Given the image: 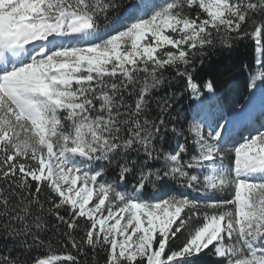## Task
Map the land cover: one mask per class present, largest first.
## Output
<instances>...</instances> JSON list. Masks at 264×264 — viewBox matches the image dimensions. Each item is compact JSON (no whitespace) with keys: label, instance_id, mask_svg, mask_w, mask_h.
I'll use <instances>...</instances> for the list:
<instances>
[{"label":"snow or ice","instance_id":"snow-or-ice-1","mask_svg":"<svg viewBox=\"0 0 264 264\" xmlns=\"http://www.w3.org/2000/svg\"><path fill=\"white\" fill-rule=\"evenodd\" d=\"M119 7L117 0H0V239L42 245L45 216L54 215L78 249L71 231L83 218V243L107 246L106 264H196L206 252L221 264H264V131L235 140L219 122L205 121L207 133L190 124L196 154L185 159V144L174 153L155 146L176 127L163 115H144L167 68L199 97L201 87L212 92L214 84H198L194 66L188 69L206 48L231 49L251 35L261 53L264 0H130L123 20L110 18ZM252 79L264 80V71ZM125 93L135 95L134 105ZM97 161L115 163L121 182L134 173L131 191L98 183ZM193 172L203 174L204 191L229 189L232 198L201 205L165 191L170 181L198 190L201 175ZM149 187L155 195L142 199ZM185 232L173 249L169 242ZM59 260L76 258L33 264ZM0 264L20 262L2 255Z\"/></svg>","mask_w":264,"mask_h":264},{"label":"trees","instance_id":"trees-1","mask_svg":"<svg viewBox=\"0 0 264 264\" xmlns=\"http://www.w3.org/2000/svg\"><path fill=\"white\" fill-rule=\"evenodd\" d=\"M117 3L120 7L109 13L110 18H120L127 9L130 0H117ZM197 11L199 10H191L189 14L195 17ZM245 30L251 33L252 28L249 25ZM262 44H264V38H262ZM255 49L254 38L248 35L242 39H235L231 49L217 43L215 47L206 48L202 56L197 55L188 70L192 71L194 66L193 75L198 84L202 85L206 80H211L214 84L212 92L201 87L199 97L193 96L189 90H186V78L177 76L175 68L169 67L163 71L162 83L151 89L147 96L148 104L144 115L153 120L163 115L168 127L171 128L174 125L177 133L169 132L163 135L162 139H157L155 146L158 150L174 153L178 144H185L188 154L184 158L188 159L196 154L194 134L188 131L190 124L194 125L199 119L207 121L208 116L213 114H216L218 120L226 119L248 98L261 89L264 91V80L253 81L252 79L259 72L264 71V63H257V60H264V50L257 53ZM144 75L143 73L138 74V79L141 82ZM125 101L127 104L134 105L135 95L125 93ZM165 101H167V107L166 111L162 113ZM206 114L207 116H205ZM101 167L103 175L98 178V183L115 184L117 190L121 192L131 191L132 185L136 183L134 173L127 175L126 182H121L115 163L108 164L106 161H97L92 165V168L97 170ZM192 174L201 175V185L196 186L198 190L184 187L177 181H170L165 191L177 196L183 194L189 199L198 201L201 205L223 201L216 192L204 191L202 173L193 172ZM154 195L155 190L149 187L142 199H151ZM47 196V190L40 195L46 209L51 206L47 203ZM58 211L66 219L70 218L66 208L62 207ZM201 211L212 213L213 211H222V209L202 208ZM45 220L46 228L39 233L40 240L43 241L42 245H34L30 238L27 244L23 239L16 241L0 239V256L9 255L18 259L20 264H33V261L39 258L66 255L74 256L75 264H106L107 246L93 248L83 243L87 230V224L83 218H80L78 227L71 231L72 238L80 245L79 249L73 248L71 240L65 235L70 231L66 224L58 223L54 215H46ZM187 235L188 233L185 232L179 239L170 241V246L175 249ZM53 264H72V262L59 260ZM196 264H221V261L212 252H206L201 255Z\"/></svg>","mask_w":264,"mask_h":264},{"label":"rangeland","instance_id":"rangeland-1","mask_svg":"<svg viewBox=\"0 0 264 264\" xmlns=\"http://www.w3.org/2000/svg\"><path fill=\"white\" fill-rule=\"evenodd\" d=\"M253 100H254V103L248 104L249 106H247L246 108H245V106H246L245 105L243 107V109L239 113V114H241V113L247 112L246 113V117L245 118L242 117V124H244V125H242V124H238L237 125L236 121H234L235 116L232 117L230 120H228L226 123L223 124V125H225V134L226 135L234 136V135L238 134V138L235 139V140H239L241 133H243L244 136H248L249 133L255 134L257 130H259V131H263L264 130V121H262V119L258 118V114H256V113H258V111L256 110V113H254L255 111L253 110L254 106H256V105H258V109L261 108V106H262L261 105V102H262L261 96H256V97H254ZM253 100H251V101H253ZM253 116L255 118H257V121L256 122L254 121V122L250 123L249 122V119H250L249 117H253ZM247 123L250 124L251 128L248 126ZM236 126H241V131L238 132V133H236V128H237ZM202 129H203V131L205 133H207V129H205L203 127H202ZM231 147H232V145H230V144L229 145H225V149H224L225 150V157H224V160H223V164H224V166L226 168H230L232 166L233 156L228 151V149H230ZM221 193H223L224 196L227 199H229L232 196V191L229 190V189H225V190L221 191ZM55 262H57V261H54L53 263H55Z\"/></svg>","mask_w":264,"mask_h":264},{"label":"bare ground","instance_id":"bare-ground-1","mask_svg":"<svg viewBox=\"0 0 264 264\" xmlns=\"http://www.w3.org/2000/svg\"><path fill=\"white\" fill-rule=\"evenodd\" d=\"M247 106H249V105H246L245 108H246ZM239 113H240V112H239ZM239 113H238V114H239ZM246 113H247V112L241 113V114H239V115L237 114L235 121H236L238 124H242V117L245 118V117H246ZM252 118H255V117L253 116ZM256 121H257V119L255 118V122H256ZM253 122H254V121H253Z\"/></svg>","mask_w":264,"mask_h":264}]
</instances>
